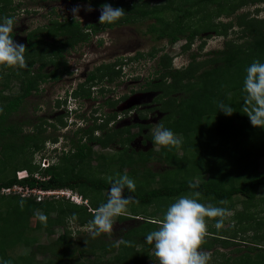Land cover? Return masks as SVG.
Returning <instances> with one entry per match:
<instances>
[{
    "label": "trees",
    "instance_id": "1",
    "mask_svg": "<svg viewBox=\"0 0 264 264\" xmlns=\"http://www.w3.org/2000/svg\"><path fill=\"white\" fill-rule=\"evenodd\" d=\"M251 3H264V0H163V4L153 8L140 1L115 5L123 8L125 15L113 24L105 23V26L130 23L150 16L155 19V23L150 25L148 32L156 40L166 39L170 45L184 37L186 42L182 46L183 50L190 48L199 30L224 36L230 28L238 26L248 38L240 44L227 40L223 49L205 60H197V54L192 53L190 62L181 70H172L169 66L162 65L163 71L156 72L155 75L159 76L147 86L150 92H157L159 98L180 93L169 101L165 99L163 105L171 108H161V111H167V120L171 114L174 115L164 127L181 137V143L176 146H160L150 139L157 151L153 147L142 157L141 154L128 150V146L146 127L138 123L133 125L139 128L136 133H131L128 127L111 134L105 132L103 135L94 136V129L78 128L72 132V137L66 136L69 138L68 150L56 154L55 162L49 167L40 168L39 164L31 161L34 156L42 155L41 152L49 142L56 143L57 139L46 133V128H54V125L45 120L32 126L27 132L24 127L31 126V122H14L11 116L22 108L31 93L38 91L41 83L48 78L56 79L57 73L55 69L49 74L43 72L46 63L54 62L43 60L42 54L49 50L42 37L29 35V45L24 53L26 66L19 72H14L12 67L2 66L0 69V194L1 189L13 186L30 190L70 189L76 191L83 200H88L89 207L67 201L64 205L63 199L36 201L33 197L1 194L8 198V202L4 204V199L7 198L0 201V261L7 264H151L155 256L154 253L150 254L153 245L145 241V236L158 228L160 220L143 218L138 225L123 232L116 240H111L110 233L96 237L90 235L73 241L65 227L66 221L76 223L79 227H90L89 222L96 210L107 200L111 180L106 181L87 173L93 160L103 161V156H96L93 151L94 145L104 148L112 142L119 143L123 148L115 161L120 168L127 167L133 175L140 172L148 175L150 171L147 164L151 159L163 161L172 168L173 178L167 177L158 188L145 191L136 188L134 193L126 190L125 195H132L138 201L130 205H149L158 199L177 198L199 191L200 202L207 199L212 205L219 206L229 202L234 196L251 201L255 192L260 187L264 188V171L259 170V161L264 159V128L251 124L244 111L246 94L243 92L246 68L254 60L264 62V20L249 17L247 13L236 16V22L230 20L224 23L218 20L222 14L230 17L244 4ZM91 4L100 5V2L94 1ZM10 5L11 0H0V18L11 17L8 13ZM166 12L173 14L171 20L165 17ZM191 21L198 22L196 29L190 30ZM92 30L97 31L96 28ZM63 33L69 35L65 46L86 41L88 37L82 33L77 23H55L45 35L57 37ZM202 45L203 43L199 49H202ZM61 50L52 46L50 53L58 54ZM148 55L154 58L155 51ZM141 56L137 54L135 58ZM164 58L167 56H161L160 64ZM37 63L39 66L33 71L32 68ZM58 65L56 62L55 67ZM114 73L116 76L113 67ZM13 76L19 82L17 92L3 95L9 90ZM167 79L169 83L166 84ZM221 101L233 107L232 115L218 110V103ZM95 129L103 130L104 124L96 126ZM180 149L183 154L178 156L177 150ZM102 165L99 163L98 166ZM23 170L30 176L18 180L16 172ZM39 174L46 177L36 178ZM196 175L207 179L196 182L193 179ZM190 182L198 187L191 189ZM21 200L23 207L20 206ZM38 213L46 217L44 224L41 226V222L37 220L35 227L31 228L29 220L37 218ZM73 213L76 214L75 219L72 218ZM52 214L55 215L51 216ZM210 220L214 221L215 218ZM56 225L65 228L62 234L47 244H36V238L33 237L35 232L43 228L47 237H51ZM218 232L215 227L210 236L205 235L201 250H211L218 244L234 243L231 242L233 237L221 238L223 235L217 234ZM252 240L255 243L247 246L240 256L233 259L227 257L214 261L213 264H264V249L260 248L255 237ZM19 247H28L29 251L15 254ZM255 251L258 253L252 256ZM38 254L49 256L50 259L46 263L37 262ZM216 254L213 252L212 256H217ZM224 255L218 254L222 258Z\"/></svg>",
    "mask_w": 264,
    "mask_h": 264
},
{
    "label": "rangeland",
    "instance_id": "2",
    "mask_svg": "<svg viewBox=\"0 0 264 264\" xmlns=\"http://www.w3.org/2000/svg\"><path fill=\"white\" fill-rule=\"evenodd\" d=\"M26 1V0H25ZM131 1V0H130ZM145 2L148 4L149 8H153L160 4H163V0H132L130 4L134 2ZM19 2V0H11V5L14 6L15 3ZM238 2V1H237ZM49 2L46 0H28L23 2L25 5H37L34 6V10H38L37 12H24L22 15L18 13V24L14 25L13 29V37H17L18 41L13 38L14 41L18 43L26 44L24 39L28 31L35 30L36 28H41L44 23V17L40 16V14H45L50 10ZM239 3V2H238ZM40 4V5H38ZM10 7L8 8V12H10ZM53 8V7H52ZM86 6H82L81 10L86 12ZM140 10H144V8H139ZM60 10V9H59ZM247 13L249 17L259 18L264 20V3H251L244 4L234 15L227 17L226 15H221L218 20L221 22H228L230 20L236 22V16L239 14ZM15 15V13H14ZM173 14L170 15L169 12H166L167 18L171 20ZM204 18V17H203ZM202 18V19H203ZM195 20V18H194ZM155 23V19L153 17H145L135 19L130 23H121L113 26L111 30L104 31L102 45H98L94 41L87 42L86 47H90V50H86L87 57L86 59L90 61V64H85L86 61L74 59L70 60L71 67H78V63L80 62V68H77V76L81 71L89 72L102 61L112 62L114 61V66L118 63L121 64V72L114 74H107L104 67L100 70L95 71V75L97 77L98 84L106 85V76L109 79H112V82L109 83L108 94L102 97L99 94L92 95V102L82 103L81 98H75L76 106L83 107L85 113H87L90 117H96L100 121L94 124V122H88L84 120H80V110L79 115H76V112L72 110V112L68 115L65 111L60 109V104L56 103L57 96H64L65 91L71 90V85L75 84L78 80L69 79L68 74H59V81H51L46 80L39 85L38 91L31 93V95L25 99L22 108L13 113L11 116V120L14 122H31V126L24 127L25 131H30L32 126L39 125L42 121L50 122L54 125V128H46L47 135L57 139V143L49 142L46 145V149L41 152L42 155H36L31 161L37 164L42 157H47L51 162H55V151H52L56 146L60 150L61 146L65 144V150H68V142L69 138L66 136H71L72 130L76 129V126H71L70 122L78 120L80 127L87 128L90 127L94 129V136L103 135L105 132L107 134H111L117 132L118 130H125L130 127L131 133L138 132V127H133L134 124H142L146 126L142 129V134L137 136L133 142L128 146V150L133 151L134 153L141 154V157L144 154L151 150L154 146L150 139L153 138V133L160 126H165L174 115L171 114L170 119H166V113L161 111V108L170 109L169 105H163L164 100L168 101L180 95V93H172L170 96H166V98H159L157 92H150L147 86L150 82H155L157 76L155 75L157 72L163 71L162 65H167L172 70H181L186 67L190 62V55L197 54V60H205L207 58H211L215 55L218 50L224 48V44L227 40L236 41L238 44L243 43L248 38L243 34V31L240 27L234 26L230 28L226 35H216L214 33L199 30V34L194 38L190 48L188 50H183L182 46L185 44V39L182 37L180 41L170 45L166 39L156 40L154 36L148 32V28L151 24ZM189 24V23H188ZM198 22L191 21L189 26L190 30L196 29ZM42 30V29H40ZM101 35V36H102ZM243 35V36H242ZM241 36V37H240ZM44 40V39H43ZM55 42H59L60 38L53 39ZM92 42V43H91ZM94 42V43H93ZM202 45V49H199V46ZM82 45V46H85ZM155 51V57L150 58L149 53ZM77 56V51L74 53ZM137 54H141L140 58H135ZM166 55L167 58L162 60L160 64L159 61L161 56ZM44 57V55H42ZM135 58V60H134ZM98 59L97 61H94ZM45 62H49L47 58L43 59ZM91 61H94L91 63ZM55 62V61H54ZM95 63V64H94ZM111 63V64H112ZM169 63V64H168ZM39 66V63L34 65L32 68L33 71H36ZM2 66H0L1 69ZM14 72L20 71L21 68L18 66H12ZM54 69L50 64H47L46 69L43 70L44 73ZM59 70V69H57ZM59 72V71H58ZM80 76V75H79ZM74 80V81H73ZM167 79L165 83H169ZM18 80L13 76L10 79L9 90H6L3 95H11L15 94L18 90ZM101 89H98L100 92ZM83 93L86 91L83 89ZM97 91V92H98ZM111 92L113 95H111ZM76 96V95H75ZM112 98L113 100V108H106L103 106L104 98ZM121 98L120 100H117ZM169 98V99H168ZM166 100V102H167ZM97 102H100L98 110H93L92 107L94 105H98ZM55 106V107H53ZM63 113L60 114V110ZM72 107V106H71ZM74 108V107H72ZM158 108V109H156ZM166 110V109H165ZM92 112V115L90 114ZM58 113V114H57ZM74 117V119H73ZM62 120V121H61ZM62 124V125H61ZM103 130H96V126L103 125ZM66 134V135H65ZM64 135V136H63ZM178 136V135H177ZM67 138V139H66ZM181 139V137H179ZM149 139V140H148ZM50 141V140H49ZM71 146V143L69 147ZM122 148L119 143L112 142L107 147L101 148L99 146L94 145L93 151L96 156H103V161L93 160L91 162V168L87 173L93 177L105 179L106 181H110L116 178V174H124L132 178L135 181L136 188L140 190H150L158 188L162 185L163 180L167 179V177H172V168L169 167L168 164L163 161H157L151 159L147 167L149 169V174L144 175V173L140 172V174H130L129 169L127 167L120 168L117 165L115 159L122 152ZM153 150L157 151V147H154ZM178 156L183 154V151L177 150ZM104 162V163H103ZM99 163L103 164L102 167H99ZM38 165V164H37ZM142 170V169H140ZM259 170L264 171V159L259 161ZM44 176L38 175V178ZM46 177V176H45ZM44 177V178H45ZM147 177V178H146ZM193 179L196 182H201L207 177H200L198 175L194 176ZM71 194L73 197L76 196L77 202L80 203L81 199L79 194L76 191L71 190ZM108 193H105L107 195ZM7 197H2L0 194V201H4V204L8 202ZM178 198V197H177ZM177 198L170 199H158L152 202L149 205H129L127 212L124 214L114 218L113 229L111 231V240H116L119 236L125 232L126 230L138 225V223L143 220V218H152L156 220H161L163 215L167 209V207L173 203ZM4 199V200H2ZM62 204L66 205V201L70 203V200H65L63 198ZM84 202V203H82ZM82 206L89 207L88 200H83ZM201 203L205 205H212L213 203L210 200L203 199ZM71 204H74L71 202ZM78 205V204H76ZM214 206V205H213ZM227 207L228 215L224 220V226L219 229L217 234H222L225 238L227 236L233 237L234 239L231 242L232 245L229 244H218L211 250H204L211 254V260L209 264H213L215 261H221L224 258H234L236 256H240L243 254L247 246H251L254 241L252 240L254 237L258 241V245L260 248L264 249V188H259L255 192V196L251 201H246L241 196H234L229 202L222 203L217 207ZM5 206H3V209ZM52 214L51 216H54ZM41 216H44L41 213L37 214V218H31L29 220V226L34 228L37 220L43 226V220L40 219ZM218 218H215V220ZM215 220H210L206 218L207 222V234L210 236V232H213L215 228ZM66 221V220H65ZM159 226V225H158ZM67 230L70 232V237L73 241L78 238H85L91 235V229L88 226L79 227L76 223L67 222L66 226ZM42 228V227H41ZM65 228L62 225H56L54 228L53 235L51 237H47L44 229L42 228L38 232H35L33 237L36 238V244H47L51 240L57 238L58 235L63 233ZM101 234H110V233H101ZM220 238V236H219ZM255 243V242H254ZM239 250V252H236ZM29 248H17L15 250V254L19 253H27ZM213 252H216L217 256H212ZM154 253V248L150 250V254ZM225 254L224 257L218 256V254ZM255 251L252 253V256L257 254ZM49 256H43L38 254L36 256V261L40 263H46L49 260ZM85 261V259H84ZM151 264H158V259L154 256Z\"/></svg>",
    "mask_w": 264,
    "mask_h": 264
},
{
    "label": "clouds",
    "instance_id": "3",
    "mask_svg": "<svg viewBox=\"0 0 264 264\" xmlns=\"http://www.w3.org/2000/svg\"><path fill=\"white\" fill-rule=\"evenodd\" d=\"M79 10L80 6L73 7L71 10L75 18L79 17L76 15ZM86 10L91 11V6L89 5ZM124 15L125 10L123 8H113L110 4L105 3L100 9L99 23L113 24ZM15 23V17L0 18V66L24 68L26 66L24 56L26 47L23 43L14 41L11 35ZM245 71L246 75L243 81V92L246 94L244 97V111L254 127L264 128V62L254 60ZM66 98L69 102L64 108L65 112L69 115L73 110L76 115H79V108L76 106L74 98L72 96ZM218 110L229 116L234 112L231 105L222 101L218 103ZM80 120H82L81 117ZM82 121L84 123V120ZM79 124L78 120L75 119L70 122L72 127L76 126L75 130L82 128ZM152 139L154 144L160 146H176L181 143V139L177 134L163 125H160L155 130ZM65 148L64 144L60 150L56 146L52 151H55L54 154L56 155L65 150ZM51 163L47 157H42L37 164H39L40 168H47ZM21 172H26L27 176L18 178V174ZM29 176L30 174L24 170L16 172L18 180ZM189 187L195 189L198 186L190 182ZM126 190L128 193H134L136 190L135 181L127 173L116 174V178L111 180V187L108 190L109 194L106 202L98 207L94 217L89 222L93 237L99 236L101 233H111L114 218L127 212L131 203H138L132 195L124 194ZM40 191H65L67 195H63L58 199L65 197V200H70L74 204L81 205L84 203L80 196L82 203H78L76 196H72L70 189ZM200 195L199 191H193L189 195L178 197L167 207L163 218L159 221L158 228L146 234L145 241L153 245L154 255L158 259V264H209L211 254L201 250V244L208 230L206 218H218L215 220V227L219 230L224 226V220L229 210L224 207L201 203L198 199ZM34 199L36 200V198ZM45 199L57 198L50 197ZM20 206L23 207L22 200L20 201ZM72 218H76L75 213H73ZM40 219L45 220L46 217L41 216ZM0 264H7V262L0 261Z\"/></svg>",
    "mask_w": 264,
    "mask_h": 264
},
{
    "label": "flooded vegetation",
    "instance_id": "4",
    "mask_svg": "<svg viewBox=\"0 0 264 264\" xmlns=\"http://www.w3.org/2000/svg\"><path fill=\"white\" fill-rule=\"evenodd\" d=\"M28 1V0H26ZM25 0H19V2L15 3L14 6L11 5V10L9 13V15H11V17H15L16 18V23L15 25L18 24V13L19 14H23L24 12L28 13L29 12H37L39 15L38 10H34L35 8H33L34 6L37 5H23V2H26ZM48 3V5L50 6V10L45 13V14H40V16L44 17V23L45 21H47L45 24L42 25L41 28H36L35 30H30L28 31V33L25 36V47L27 48L29 45V35H33L32 37H42V39H44L45 43H46V47L48 48L49 51L45 52L44 55L45 58H47L48 61H55L53 64L52 63H46L43 70L46 69L47 64H50L56 71L57 73V78L56 79H50L48 78L47 80H51L53 82L55 81H59L61 80L59 78V74H68L69 79H76L77 78V82L73 85H71V81H70V87L71 90L69 91H65L64 96H57L56 97V103L60 104V109H62V107H66L67 103L69 102V100L66 97L72 96L75 100V98H81L82 99V103H88V102H92L90 100H92V95H96L100 93V95L102 97H104V95L108 94V85L110 82H112V79H109L108 76H106V85H101L100 87L97 86L98 81H97V77L95 75V71L96 70H100L101 68L104 67L105 71L107 72V74H113V67L116 70V73H122L121 72V64H117L116 66H114V61L112 62H107V61H102L100 62L97 66H95L94 68L92 67V70H90L89 72H84L81 71L80 74H78V76L76 75L77 73V68L81 66L80 62L77 64L78 67H71L69 62L70 60L74 59L75 57L77 58V60L81 61H86L85 64H90V61L86 59L87 57V52H85L87 49L90 50V47H86L85 44H87V42L89 41H94L95 43H97L98 45H102V41H103V33L104 31H108L111 30L113 28L114 24L112 27H107L104 24L99 23V16H100V9L101 6L105 3L110 4L113 8H115V5L121 3V2H125V4H130V0H46ZM94 1H99L100 5H92L91 3ZM135 1V0H134ZM40 5V4H38ZM91 6L92 10L91 11H86L83 12L81 10L82 6ZM76 6H80V10L79 12L76 14L79 17H74L73 13H72V9L73 7ZM53 7V8H52ZM60 9V10H59ZM15 13V15H14ZM55 23H57L58 25L60 24H70V23H77L79 28L81 29L83 34H87V40L83 41V42H76L73 45L70 46H65L64 44L66 43V41L69 39V35H67L66 33L63 34H59L57 37H53V36H47L45 35V33L47 32V30L52 26L55 25ZM121 24V23H120ZM92 28H96L97 31H93ZM42 29V30H40ZM11 35L13 36V34L11 33ZM102 35V36H101ZM15 40L18 41L17 37H13ZM56 38H60L61 40H59V42H55L53 39ZM93 42V43H94ZM92 43V42H91ZM85 45V46H82ZM53 46V48L57 47V48H61V53H58L59 56H56L58 54H52L50 53L51 51V47ZM77 51V56H75V52ZM40 57V56H39ZM98 59L94 60L97 61ZM94 61H91V63H93ZM58 62L59 65L56 68L55 67V63ZM112 63V64H111ZM95 64V63H94ZM36 65V64H35ZM34 67V66H33ZM66 68V69H65ZM52 69V70H54ZM59 69V70H57ZM65 69V70H64ZM52 70L46 72L47 74H49ZM59 71V72H58ZM93 74V75H92ZM80 75V76H79ZM93 76V78H91ZM74 81V80H73ZM85 90L86 92L83 93L82 90ZM98 89H101L100 92L98 91ZM98 91V92H97ZM76 95V96H75ZM111 95H113V93L111 92ZM121 98H118L117 100H120ZM101 103L103 102V106H105L106 108L110 107L113 108V100L112 98H107L105 97L103 101H100ZM100 102H97L98 105H94L92 107L93 110H98L99 109V105L101 104ZM77 104V102H76ZM78 105V104H77ZM55 107V106H53ZM64 108L62 109L63 111ZM79 110L81 111V119L82 120H89L88 122H94L97 123V121H100L98 118L94 117H90L87 113H85L83 107L79 106L78 107ZM59 109V108H57ZM59 109V110H60ZM61 111V110H60ZM63 112L61 111L60 114L61 115ZM90 114L92 115V112H90Z\"/></svg>",
    "mask_w": 264,
    "mask_h": 264
},
{
    "label": "built area",
    "instance_id": "5",
    "mask_svg": "<svg viewBox=\"0 0 264 264\" xmlns=\"http://www.w3.org/2000/svg\"><path fill=\"white\" fill-rule=\"evenodd\" d=\"M27 176L26 172H21L18 174V178H22ZM36 178H38V176H35ZM1 194H5V195H11V194H16L18 196L21 197H34L36 198L37 201H41L45 198H50V197H54V198H60L63 195H67V192L65 191H40V190H36V189H25L22 188L20 186H13L10 188H3L1 190Z\"/></svg>",
    "mask_w": 264,
    "mask_h": 264
}]
</instances>
